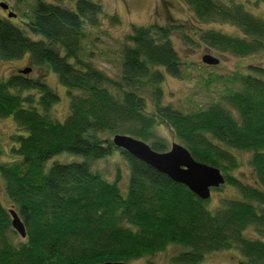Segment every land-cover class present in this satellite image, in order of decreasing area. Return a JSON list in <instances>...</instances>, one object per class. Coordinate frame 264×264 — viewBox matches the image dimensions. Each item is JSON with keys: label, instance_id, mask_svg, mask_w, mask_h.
<instances>
[{"label": "trees", "instance_id": "16d2710c", "mask_svg": "<svg viewBox=\"0 0 264 264\" xmlns=\"http://www.w3.org/2000/svg\"><path fill=\"white\" fill-rule=\"evenodd\" d=\"M64 1L35 0L32 17L20 25L6 10L0 16V59L27 56L31 68L55 73L68 98V114L59 120L53 109L60 99L45 76L18 70L0 79V118L17 126L12 136L17 146L11 149L16 158L0 163L12 204L6 208L0 202V264L129 263L169 245L180 247L170 257L173 263L199 264L209 253L237 249V264H264V68L239 73L219 101L183 113L162 103L165 75L182 74L172 26L132 25L115 79L82 59L80 50L86 27H97L105 18L117 25L118 16L108 14L101 0H68L70 6ZM184 1L201 22L228 23L238 31L198 28L184 34L187 43L238 57L264 50V17L242 3ZM148 87L150 111L144 96ZM162 123L195 160L218 168L238 196L211 206L209 199L111 142L113 135L125 134L162 152L167 144L156 134ZM114 150L127 164L124 190L120 173L109 181L92 168ZM233 150L251 154L252 183L232 174L239 166ZM60 153L82 160L53 159ZM10 209L24 224V238L11 226ZM248 229L260 237L248 238Z\"/></svg>", "mask_w": 264, "mask_h": 264}, {"label": "rangeland", "instance_id": "374dc122", "mask_svg": "<svg viewBox=\"0 0 264 264\" xmlns=\"http://www.w3.org/2000/svg\"><path fill=\"white\" fill-rule=\"evenodd\" d=\"M220 1H225L227 5H231L228 0ZM0 2L7 3L11 11L16 14V17L11 18L15 24H23L32 17L35 0H0ZM100 2L108 14L118 16L120 23L114 25L105 18L97 27H86L85 36L81 41V58L91 61L94 66L102 69L111 78L117 79L121 71V49L127 43L125 36L130 32L132 25L155 23L172 26L170 39L181 57L182 74L179 78L165 75L161 84L162 103L170 104L183 113H191L219 101L221 95L232 87V83L235 81L234 77L239 73H249L248 71L254 66L264 68V50L249 56L238 57L207 48L200 42L187 43L183 39L184 34L191 33L192 35L194 30L198 28H215L228 34H236L238 31L228 23L201 22L194 16L184 0H101ZM233 2L242 3L247 11L264 17V3L262 2H255V0H233ZM64 4L70 6L68 0L64 1ZM0 16H6V11L1 8ZM205 54L217 58L218 64L206 65L202 63L201 58ZM28 67L30 64L27 56L19 60L0 59V79H5L18 70ZM27 74L29 77H46L45 82L58 94L60 99L54 105V116L63 120L68 114V98L64 86L59 84L55 73L46 67L35 66ZM30 93L34 92L30 91ZM144 96L148 111H150L153 104L151 88L146 89ZM16 130L17 126L11 118H0V163L10 162L16 158V155L11 152L12 147L17 146L12 140ZM156 134L163 138L167 144L164 151L169 150L173 142L183 145L174 137L165 123L157 125ZM145 143L150 145V142ZM233 153L239 160V166L232 174L247 183H252L253 176L248 164L251 154L238 150H233ZM53 159L68 161L82 160V157L60 153ZM48 164L50 165L51 162L49 161ZM92 168L102 173L109 181L115 178L117 172L120 173L119 185L122 190L125 189L128 169L125 159L118 150H114L109 156L95 161ZM219 189L218 191H211L209 198L211 206H215L220 198L238 196V193L227 183H224ZM0 202L6 208L12 206L5 193L4 181L1 176ZM244 234L248 238L260 237L252 229L246 230ZM262 240L264 241V237ZM179 250L180 247L169 245L153 256L128 262L129 264H179L173 263L170 259ZM240 259L239 251L231 249L209 253L199 264H237Z\"/></svg>", "mask_w": 264, "mask_h": 264}, {"label": "water", "instance_id": "95a60500", "mask_svg": "<svg viewBox=\"0 0 264 264\" xmlns=\"http://www.w3.org/2000/svg\"><path fill=\"white\" fill-rule=\"evenodd\" d=\"M0 8L8 11L7 17H15L7 3L0 2ZM206 65H217L218 59L205 54L201 58ZM30 69L19 70L26 74ZM114 147L119 148L132 155L133 157L150 165L157 171L167 175L172 181L186 186L192 193L202 200L210 198L211 191L219 188L225 183L221 171L213 166L195 160L186 147L173 142L167 151L158 152L153 150L150 145L135 137L125 134H115L111 137ZM11 216V226L20 235L25 237L24 224L18 214L9 210ZM98 264H129L127 262H102Z\"/></svg>", "mask_w": 264, "mask_h": 264}, {"label": "flooded vegetation", "instance_id": "af4514ba", "mask_svg": "<svg viewBox=\"0 0 264 264\" xmlns=\"http://www.w3.org/2000/svg\"><path fill=\"white\" fill-rule=\"evenodd\" d=\"M10 7V6H9Z\"/></svg>", "mask_w": 264, "mask_h": 264}]
</instances>
